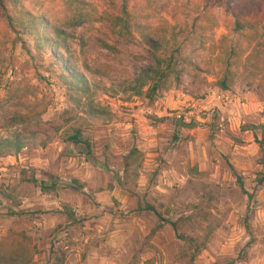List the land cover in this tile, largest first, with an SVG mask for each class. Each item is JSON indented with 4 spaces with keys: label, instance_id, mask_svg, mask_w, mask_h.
Returning <instances> with one entry per match:
<instances>
[{
    "label": "rangeland",
    "instance_id": "374dc122",
    "mask_svg": "<svg viewBox=\"0 0 264 264\" xmlns=\"http://www.w3.org/2000/svg\"><path fill=\"white\" fill-rule=\"evenodd\" d=\"M24 2L71 32L57 56L85 77L89 93L81 107L71 103L48 46L27 35L14 43L0 22V137L20 126L36 136L17 155L0 157V257L264 264V89L240 70L228 90L216 86L224 67L219 39L240 40L223 1L128 0L155 33L182 22L176 51L157 54L137 33L127 41L110 33V0ZM81 11L87 20L70 25ZM104 39L116 49H105ZM157 58L172 61L181 83L153 102L124 92ZM19 116L23 124L11 127ZM179 116L196 126L176 129ZM77 130L91 156L66 140Z\"/></svg>",
    "mask_w": 264,
    "mask_h": 264
},
{
    "label": "trees",
    "instance_id": "16d2710c",
    "mask_svg": "<svg viewBox=\"0 0 264 264\" xmlns=\"http://www.w3.org/2000/svg\"><path fill=\"white\" fill-rule=\"evenodd\" d=\"M72 2V0H67ZM223 1L224 12L230 18L231 29L240 36V40L236 44H232L231 40L221 37V63L224 66L220 76L216 79V86L220 90H228L230 84L235 80L237 70L244 71L249 79L256 80L257 86L264 89V0H218ZM225 1V2H224ZM111 5L107 11H104V22L107 24L110 33L118 37L122 41H127L134 37L137 33L152 54L166 53L171 48L176 51L177 40L183 29L177 28L182 25L179 19L175 20L173 25H166L164 30L158 33L148 27L139 17L138 8L128 0H110ZM32 9L24 2V0H0V22H3L10 32L14 34L13 42L17 43L21 40L20 36H31L37 47L44 44L48 46L52 57L59 64L61 69L60 77L62 84L66 90L68 100L74 105L81 107L84 102V95L87 97L89 86L85 77L67 65L57 56V49L60 48V42L67 41L71 36V32L67 31V27L59 24L56 18L47 16ZM80 18L87 20V13L82 12L73 15L69 24L75 25L79 23ZM101 45L107 50H115L116 48L107 40H101ZM156 64H150L146 67L139 68L130 82L124 87V92H129L134 96H142L149 102H153L157 98L164 95L173 85L181 83V76L173 67L171 60L168 62L160 61ZM94 111V110H93ZM95 113V112H94ZM23 117L19 116L12 120L9 125L23 124ZM175 128L192 129L196 123L192 120L185 121L183 116H179L175 120ZM264 130V125L258 126ZM25 126L15 128L10 132L9 136L0 137V157L8 155H17L24 148L30 145L31 140L35 139V133L26 134ZM59 131V128H54ZM175 140L178 138L173 137ZM67 141L75 143L82 147L85 154L91 156V145L88 141L81 137L79 130L68 135ZM46 143H42L45 146ZM134 152V150H132ZM127 159H131V154ZM264 157V151L261 149ZM230 169L233 167L230 165ZM264 175L258 184L262 182ZM239 186L243 191V183L239 176H236ZM33 182L35 180L32 178ZM252 199L253 196L244 192ZM137 210L149 211L160 217L155 208L149 204H138ZM11 215H19L10 212ZM174 225V224H172ZM13 253V256H12ZM15 252H6L0 257V264H24L26 260Z\"/></svg>",
    "mask_w": 264,
    "mask_h": 264
}]
</instances>
